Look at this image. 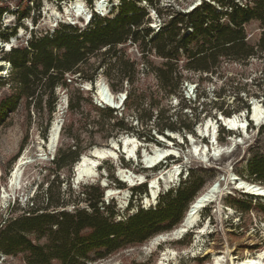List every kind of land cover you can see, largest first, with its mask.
<instances>
[{
    "label": "rangeland",
    "instance_id": "rangeland-1",
    "mask_svg": "<svg viewBox=\"0 0 264 264\" xmlns=\"http://www.w3.org/2000/svg\"><path fill=\"white\" fill-rule=\"evenodd\" d=\"M83 1L84 14L91 16L88 23L75 18L72 10L66 11L65 5L70 2L59 4L55 0H8L9 9L0 18V35L6 37L5 40L0 38V217L21 215L31 208L32 204L34 207H45L49 202L58 201L64 202V207L58 209L60 211L73 212L79 208L91 212L88 199L86 200L81 193L88 187L95 186L99 188V193H102V198L97 204L99 212L103 217L108 218L107 209L112 208L115 216L111 217V221L117 223L136 213L137 209H154L162 196L169 191L174 194L180 185L184 187L185 182L187 185L191 183L198 188L197 194L217 182L221 188L226 189L220 199V211L215 212L213 205L203 209L198 226L205 225L206 228L197 239L195 231H191L179 240H166L151 247L152 239L168 233L162 232L141 244L128 246L94 264H213L214 256H224L226 252H229L233 261L237 263L247 257H257L261 252L264 255V199L234 191L228 181L229 173L238 178L246 174V163L250 156L249 145L254 142L257 130L261 126L251 121V116L253 103H258L264 110V55L242 63L221 59L219 60L220 68L215 74L185 71L183 66L188 60L186 56L181 55L179 59V69H182L183 76L181 85L176 94L168 96L148 67L149 64L158 68L166 60L153 52L143 57L141 44H133L128 40L125 44L118 45L116 51L117 58L121 57L119 61L136 64L132 69H129L128 65L125 66L127 73L133 79L131 86L124 80L121 81V76L109 71V65L116 60L107 54L108 49L105 48L90 59L91 64L102 65L93 81L81 80L78 75L66 76L68 86L56 88V101L50 108L46 104L38 112L33 104L26 108L23 102L15 106L11 103L14 91L9 88L10 65L5 59L8 44L12 48L27 47V42L31 38L37 39L46 34L51 35L62 25L72 24L81 31L88 27L94 18L117 17L122 5L118 0L117 6L95 13L96 0L91 7L86 0ZM133 1L147 13L142 26L143 29H149L147 41L154 39L161 31L160 28L171 19L172 13L167 14L164 12L166 10L173 13H186L198 2L200 4L197 7L213 4L217 12L222 10L213 0H153L152 6L140 0ZM237 1L242 0H234V2ZM256 1L259 0H251L252 8ZM107 2L115 3L114 0ZM156 10L162 11L163 15H158ZM22 13H27V17L21 19L19 24L17 18ZM227 22L225 18L220 21L223 25ZM13 29H15V35L9 36L11 33L9 31ZM243 31L246 43L255 46L262 32L260 23L251 21L243 27ZM83 69L87 72L89 70L87 66ZM108 71L112 78L106 76ZM110 79L117 87L116 91H110L115 95L123 93L126 96L122 107L117 111L113 110L112 115L115 117L113 120L106 119L94 109V107L100 109L95 101L97 81L102 80L109 87ZM86 84L90 85L89 90ZM127 91L132 92L129 103ZM78 93H81L80 109L70 113L68 102L70 98L75 100ZM244 93H249V96L245 98ZM241 100L247 103L249 112L247 113L243 108L238 113H232L231 116L241 115L242 120L250 124L245 130L247 134L241 130L229 131L224 123L218 121L221 113L213 105L215 102L222 103L223 110L229 111L237 107ZM150 114L153 115L151 123L146 122ZM166 119L170 122L176 121V124L192 123L193 135L185 130H164L163 134L158 133L156 125L165 123ZM55 121L61 124V130L57 147L51 153L47 149L46 142L50 127ZM208 122H212L213 126L205 129ZM118 123L127 125L133 130L120 132L116 126ZM199 128L202 129L203 134L198 132ZM221 129L229 131V134L221 135ZM213 132L219 146L228 145L230 137L237 138L234 150L231 153L213 156L211 139ZM148 133L156 142L144 140ZM188 135L193 140H190ZM123 136L137 141L136 159H130L121 148L116 162L109 159L101 162L98 167L100 176L96 180L76 183L73 177L76 162L71 167H64L58 172V183L53 181L50 173L54 169L52 162L60 149L64 157H67L69 148L71 150L79 148L81 151L79 160L82 154L88 155L95 147L105 148L109 146L111 140L117 141ZM194 145L202 149L206 147L209 151L205 156L202 152L195 155L193 154ZM155 148L169 149L174 154L153 169H148L143 163V157L145 154L151 155ZM19 162L21 164L18 167L19 178L17 186L12 190L9 187V180ZM174 165L180 168L177 178L167 187L160 181L157 198L151 200L146 206V199H150L147 181H151L162 172H167ZM119 168L145 176L146 182L128 187L117 176ZM111 177L116 181L111 180ZM103 180L107 183L106 187L102 186ZM117 183H120V186ZM143 186H146L147 193L138 195L133 193L136 188ZM108 189H126L129 192L124 207H121L115 199L107 201ZM93 196L96 197V195ZM232 199L240 200V206L230 205L229 202ZM248 203L251 204V209L245 213L241 209ZM167 224L163 223L158 227H164ZM0 264L24 263L20 258L0 255ZM223 264H229V262Z\"/></svg>",
    "mask_w": 264,
    "mask_h": 264
},
{
    "label": "trees",
    "instance_id": "trees-1",
    "mask_svg": "<svg viewBox=\"0 0 264 264\" xmlns=\"http://www.w3.org/2000/svg\"><path fill=\"white\" fill-rule=\"evenodd\" d=\"M7 1L0 0V18L9 9ZM55 1L60 4L73 0ZM94 1L86 0L90 7ZM120 1L122 5L118 16L113 19L94 18L88 27L81 31L75 26L62 25L51 35L31 38L27 47L20 46L7 51L5 59L10 65L9 88L14 91L11 103L15 106L23 102L26 108L33 104L38 112L46 104L50 108L56 101V88L68 86L66 76L78 75L81 80L93 81L102 65L95 66L90 63V59L105 48L108 49L107 54L116 60L109 65V71L121 76V81L124 80L131 86L133 79L125 66L128 65L129 69H132L136 64L119 61L121 57L117 58L116 51L118 45L125 44L128 40L133 44H141L143 57L153 52L166 60L158 68L149 64L148 67L168 96L176 94L181 85V55L186 56L188 60L183 69L197 74H215L220 68L221 59L242 63L264 55V0L256 1L254 8L247 9H241L228 0H213L222 9L219 12L211 4H203L188 13L166 10L165 13H172L171 19L160 28L161 31L154 39L148 41L149 29L142 28L147 13L133 0ZM140 1L153 5V0ZM156 12L160 16L163 15L160 10ZM26 17L27 13L20 14L17 22ZM223 18L228 21L225 25L220 23ZM251 21L259 22L262 29L255 46L246 43L243 31V27ZM9 32V36L15 35V29ZM0 38L6 39L2 35ZM85 66L89 68L88 72L83 69ZM109 71L106 76L112 78ZM109 88L113 92L117 90L112 80ZM244 95L247 98L249 93ZM80 96L81 93H78L75 100L70 98V113L79 111ZM131 99L132 92L127 91L128 103ZM213 105L224 117H230L232 113H238L243 108L249 112V106L242 100L237 107L229 111L223 110L222 103L215 102ZM94 109L108 120L115 119L111 109ZM192 111L196 116L195 109ZM152 120L153 115H148L146 122L151 123ZM116 126L120 132L133 130L122 123ZM192 126V123L176 124V121L170 122L166 119L165 123H158L155 128L160 134H163L164 130H185L193 135ZM220 134H229V131L221 129ZM144 140L156 142L150 133ZM67 152V157H64L60 149L52 162L54 169L50 173L55 183L59 182L58 172L76 163L81 153L79 148H69ZM249 152L246 174L241 175L240 179L264 187V124L257 130L254 142L249 145ZM117 184L120 186V183ZM183 184L184 187L180 185L174 194L169 191L162 196L154 209H137L136 213L117 223L111 221V217L115 216L112 208L107 209L108 218L99 212L97 204L102 198V193H99V188L95 186H90L81 193L88 199L91 212L79 208L73 212L60 211L58 209L64 207L63 201L49 202L45 207H34L32 204L31 208L21 215L0 217V255L20 258L24 264H94L105 260L128 246L141 244L152 236L176 228L188 206L198 195V188L194 185H187L186 182ZM146 189V186L138 187L133 193H147ZM92 200L93 202H90ZM229 204L240 206L241 202L232 199ZM250 209L251 204L248 203L241 210L246 213ZM163 223L168 224L158 227Z\"/></svg>",
    "mask_w": 264,
    "mask_h": 264
},
{
    "label": "bare ground",
    "instance_id": "bare-ground-1",
    "mask_svg": "<svg viewBox=\"0 0 264 264\" xmlns=\"http://www.w3.org/2000/svg\"><path fill=\"white\" fill-rule=\"evenodd\" d=\"M108 0H96V5L94 6L95 11L101 12L107 9H111V2H107ZM115 5L118 3V0H114ZM200 2H198L196 5H199ZM195 6V5H194ZM84 1L83 0H73L69 4L65 5L66 11L72 10L75 13V18H80L82 20H85L86 22L90 19V15L86 16L84 14ZM191 8V7H190ZM12 46L10 44L7 45V51L11 49ZM87 90H89L90 85L86 84ZM95 101L96 104H100L101 106H105L108 108H114V109H120L124 102V94H113L109 87L103 82L102 80L97 81L95 86ZM252 121L255 124H260L264 120V110L258 103L252 104ZM220 119L224 123L226 127H228L229 131H239L246 132V122L242 120V116L238 114H234L230 117H223L220 115ZM210 126H213V123L208 122L205 126V129H208ZM60 130H61V124L57 121L53 122L50 130L48 139L46 142L47 149L49 152L55 151V148L57 147L59 136H60ZM198 132L200 134H203L202 129H198ZM247 134V132H246ZM190 140H193V138L188 135ZM212 141H215L212 144V152L213 156H218L222 153L224 149H229L230 145L232 143H236L237 138H229V144L226 146H219L216 143L215 140V132H213V135L211 136ZM241 140V138H238ZM192 142V141H191ZM193 143V142H192ZM121 148L123 149V153H126L127 156L130 159H136V152H137V141L134 138H129L126 136H123L119 142L115 140H111L109 146L105 148H93L90 150V154H82L80 159L77 161V163L74 165V179L76 180V183L87 181V180H96L99 178V172L98 167L104 160H112L114 162L118 159V151H121ZM209 151L205 148H199L198 145L193 146V154L199 155L200 152L203 153L205 156L206 152ZM173 152L169 149H159L155 148L153 149V152L151 155H144L143 163L145 164L146 168H154L163 160L166 158L173 156ZM20 161V160H19ZM20 162L16 164L15 170L12 173L10 177V183L9 187L13 190L14 187L17 186V180H18V167ZM180 171V168L177 165H174L171 167L170 170L167 172H162L159 174V176L155 177L151 181H147L149 183V192H150V199H146L145 205L147 206L151 200H155L160 189V181L164 183V185L167 187L168 184L172 183L178 176ZM117 176L121 179L123 183H125L128 187H133L138 184H141L143 182H146L145 176L143 175H137L131 171L118 169ZM166 176V178H165ZM235 176L232 173H229L228 181L233 186L234 191H243L245 194L257 196L264 198V187L257 185V184H251L246 181H242V183L234 182L233 178ZM103 185L106 187L107 183L105 180L102 181ZM217 182L212 183L211 185L207 186L202 192H200L194 200L190 203L191 210H186L184 214V218L187 217V220L184 225L183 221L171 230L168 233L161 234L156 236L154 239L150 241V246L155 247L158 243L164 242L166 240H179L182 238L185 234L195 231L196 239L205 231L206 226L199 227V220H200V214L206 207L213 205L215 212L220 211V199L226 189H223L220 187V185ZM129 196V192L126 189L120 190V189H108L106 194L107 201L111 199H115L119 202V205L121 207H124L127 198ZM183 218V219H184ZM224 255V254H223ZM264 255L261 253H258L257 257H247L241 262L235 263L233 261V257L229 254V252H226L224 256H214L213 257V264H223L226 262H229V264H264Z\"/></svg>",
    "mask_w": 264,
    "mask_h": 264
},
{
    "label": "water",
    "instance_id": "water-1",
    "mask_svg": "<svg viewBox=\"0 0 264 264\" xmlns=\"http://www.w3.org/2000/svg\"><path fill=\"white\" fill-rule=\"evenodd\" d=\"M96 5V3H94V6ZM111 5V8H113V7H115V6H117V5H115V3H111L110 4ZM196 8V5L195 6H192L190 9V11H192L193 9H195ZM189 11V12H190ZM95 13H96V11H95ZM12 48V47H11ZM125 98H126V96L124 95V100H125ZM67 104V103H66ZM97 106L99 107V108H103V106H101L100 104H97ZM105 107V106H104ZM106 108H108V107H106ZM109 109H111V110H114V111H117L118 109H114V108H109ZM241 116V115H240ZM221 117H219V119H218V121L219 122H222V120L220 119ZM251 121H252V119H251ZM223 123V122H222ZM247 125H248V123H246ZM262 124H264V121L263 122H261L260 123V125H262ZM259 125V124H258ZM117 142H119V140H117ZM215 141H212V144L214 143ZM236 147V143H232L231 145H230V147H229V149H224L223 151H222V153H225V154H227V153H231L233 150H234V148ZM117 152H118V150H117ZM88 154H90L91 156H93L90 152L88 153ZM73 176H74V170H73ZM234 180V182H238L237 183V185L239 184V183H242V181H240V178H236V177H234L233 178ZM74 181L76 182V180L74 179ZM218 184H216V186H217ZM102 186L104 187V185L102 184ZM242 194H245L243 191H240ZM245 195H248V194H245ZM249 196H252V195H249ZM188 210H191V206L189 205L188 206ZM186 220H187V217H185L184 219H182V221H183V224L182 225H184L185 224V222H186Z\"/></svg>",
    "mask_w": 264,
    "mask_h": 264
},
{
    "label": "built area",
    "instance_id": "built-area-1",
    "mask_svg": "<svg viewBox=\"0 0 264 264\" xmlns=\"http://www.w3.org/2000/svg\"><path fill=\"white\" fill-rule=\"evenodd\" d=\"M232 3L234 2V0H230ZM235 6H237V7H239V8H241V9H247V8H252V6H251V0H242V1H237V2H234L233 3ZM255 4V3H254ZM211 5H213V4H211ZM198 5H196V7H197ZM214 6V5H213ZM191 9H189L186 13H188L189 11H190ZM218 10H220V9H218ZM228 10H230V9H228ZM68 77V76H67Z\"/></svg>",
    "mask_w": 264,
    "mask_h": 264
}]
</instances>
